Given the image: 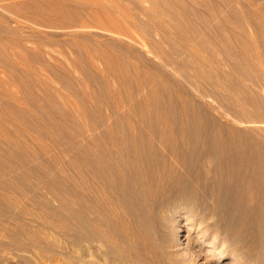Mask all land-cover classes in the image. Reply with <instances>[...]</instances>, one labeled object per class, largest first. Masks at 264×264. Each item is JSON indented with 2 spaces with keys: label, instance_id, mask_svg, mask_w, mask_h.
Instances as JSON below:
<instances>
[{
  "label": "rangeland",
  "instance_id": "obj_1",
  "mask_svg": "<svg viewBox=\"0 0 264 264\" xmlns=\"http://www.w3.org/2000/svg\"><path fill=\"white\" fill-rule=\"evenodd\" d=\"M191 116L264 163V0H0V209L75 182L79 149H173ZM254 243L240 264H264ZM12 247L0 264H29Z\"/></svg>",
  "mask_w": 264,
  "mask_h": 264
},
{
  "label": "bare ground",
  "instance_id": "obj_2",
  "mask_svg": "<svg viewBox=\"0 0 264 264\" xmlns=\"http://www.w3.org/2000/svg\"><path fill=\"white\" fill-rule=\"evenodd\" d=\"M185 121H173V149H79L75 182L43 184L8 209L1 197V249L12 245L29 264H196L205 251L240 264L243 247L264 245V207L250 204L263 198L264 163L256 149H221L207 124Z\"/></svg>",
  "mask_w": 264,
  "mask_h": 264
}]
</instances>
